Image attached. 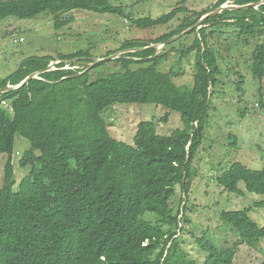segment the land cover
I'll use <instances>...</instances> for the list:
<instances>
[{
	"label": "trees",
	"instance_id": "16d2710c",
	"mask_svg": "<svg viewBox=\"0 0 264 264\" xmlns=\"http://www.w3.org/2000/svg\"><path fill=\"white\" fill-rule=\"evenodd\" d=\"M227 2L237 9L216 12ZM263 2L216 0L207 11L191 12L168 34L124 43L116 51L124 53L114 59L118 70L94 79L90 72L104 63L89 59L88 51L58 56L55 70L49 71L43 70L52 58L31 57L1 79L0 89H13L0 93V156H7L0 186V264H233L239 245L257 249L264 240V224L250 217L252 208L217 215L218 227L235 237L217 245L206 232L198 233L189 217L191 205L180 195L188 194L195 178L192 163L221 74L210 37L221 32L219 26H228L237 37L256 40L251 71L261 81ZM255 4L260 5L244 8ZM73 11L124 16L110 0H0V22L49 13L56 31L72 21ZM174 13L135 19L133 24L154 28L170 22ZM184 32L183 37L194 36L192 43L174 52L179 62L193 56L191 87L177 86L173 77L178 73L160 69L171 52L152 47ZM79 60L92 66L76 68ZM32 73H38L36 78L15 88ZM126 104L161 106L179 114L183 127L160 135L154 121H142L128 146L110 135L103 118L113 106ZM16 137L28 143L18 163L27 174L14 190ZM218 183L233 195L263 197L253 207L264 206V170L236 163ZM188 225L192 245L198 255L204 254L202 261L182 247Z\"/></svg>",
	"mask_w": 264,
	"mask_h": 264
},
{
	"label": "rangeland",
	"instance_id": "374dc122",
	"mask_svg": "<svg viewBox=\"0 0 264 264\" xmlns=\"http://www.w3.org/2000/svg\"><path fill=\"white\" fill-rule=\"evenodd\" d=\"M215 1L110 0L123 10L124 16L73 11L69 14L72 21L57 31L49 13L41 14L33 20L5 19L0 22V80L13 74L23 61L31 57L52 58L49 65L54 69L60 55L88 51L89 59H103L108 53H123L116 51L124 43L150 42L168 34L184 18L190 17L191 12L207 11ZM224 6L233 5L227 2ZM172 10H175L174 17L165 25L140 28L133 24L135 19L156 20ZM195 27L199 28V23ZM219 28L221 32L214 33L209 41L218 55L221 74L212 88L203 142L192 163L195 178L188 194L179 195L191 205L189 217L198 225V233L206 232L213 243L222 245L232 242L235 237L218 227L217 215L221 211L250 207V217L259 225L264 224V206L253 207L263 197L233 195L218 183L223 172L236 163L248 169L264 170V79L256 80L251 71V54L257 41L237 37L236 32L229 31L231 27ZM187 32L155 46L161 52H171L160 69L166 73L177 72L173 82L182 87H191L193 84V56L189 55L179 62L174 51L191 45L194 36L183 37ZM102 62V66L90 72L92 79L97 74L118 70L119 64L114 59ZM91 66L83 60L75 61L76 68L89 69ZM65 68H69V65ZM64 102L61 100L62 105ZM103 118L109 126L110 135L128 146H132L137 125L142 121H154L157 134L160 135H170L183 127L179 114L152 104L113 106L103 113ZM27 146L26 140L15 138V151L11 157L16 181L14 190L27 174V170L18 164ZM6 159L7 156H0V186ZM178 199V196L174 199L177 205ZM190 229L188 225L182 234V247L193 259L202 261L204 254L198 255L196 247L192 245L193 239L188 233ZM263 260L264 240L257 249L239 245L233 264H260Z\"/></svg>",
	"mask_w": 264,
	"mask_h": 264
},
{
	"label": "water",
	"instance_id": "95a60500",
	"mask_svg": "<svg viewBox=\"0 0 264 264\" xmlns=\"http://www.w3.org/2000/svg\"><path fill=\"white\" fill-rule=\"evenodd\" d=\"M260 4H261V3H260ZM260 4L247 5V6H244V8H250V7L256 8V7H257L258 5H260ZM262 4H264V2H263ZM227 8H229V9H237V7H235V6H229V7H227V6H221L216 12L219 13V12H221L223 9H227ZM208 15H211V14H207V15L203 16V17L199 20V22H201L202 20H204ZM166 42H168V41H166ZM166 42H165V43H166ZM151 46H152V45H151ZM155 46H156V45H153L152 47H153V48H156ZM123 53H124V52H123ZM120 54H122V53L114 54V55L108 56V57L103 58V59H92V60H93L94 62H102V61H106V60H109V59H115V58H117ZM49 70H51V66H50V65H48L47 68H46L45 70H43V71H49ZM37 74H38V73H32V74H30V75H29V76H28L23 82L20 83L19 86L15 87V88L20 87L21 85L25 84L26 82H28V81L31 80L32 78H36ZM11 89H13L11 86H6L5 88L0 89V93L8 92V91H10Z\"/></svg>",
	"mask_w": 264,
	"mask_h": 264
},
{
	"label": "clouds",
	"instance_id": "9594fccd",
	"mask_svg": "<svg viewBox=\"0 0 264 264\" xmlns=\"http://www.w3.org/2000/svg\"><path fill=\"white\" fill-rule=\"evenodd\" d=\"M65 67H67V66H65ZM66 69V68H65ZM51 70H55V66H54V69L53 68H51ZM12 87V86H11ZM13 88V87H12Z\"/></svg>",
	"mask_w": 264,
	"mask_h": 264
}]
</instances>
